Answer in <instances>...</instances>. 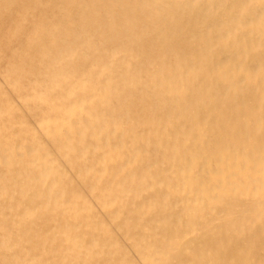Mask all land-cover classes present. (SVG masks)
<instances>
[{
  "label": "bare ground",
  "instance_id": "1",
  "mask_svg": "<svg viewBox=\"0 0 264 264\" xmlns=\"http://www.w3.org/2000/svg\"><path fill=\"white\" fill-rule=\"evenodd\" d=\"M0 264H264V0H0Z\"/></svg>",
  "mask_w": 264,
  "mask_h": 264
}]
</instances>
